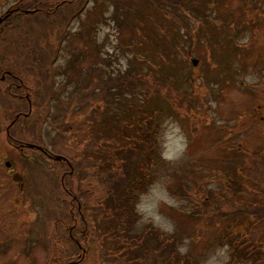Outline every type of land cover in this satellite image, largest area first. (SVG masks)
Instances as JSON below:
<instances>
[{"label": "rangeland", "instance_id": "374dc122", "mask_svg": "<svg viewBox=\"0 0 264 264\" xmlns=\"http://www.w3.org/2000/svg\"><path fill=\"white\" fill-rule=\"evenodd\" d=\"M16 1L0 0V14ZM122 1L129 9L119 0H24L0 21V264H46L50 247L53 264H100L97 247L111 249L112 242L105 236L96 247L98 240L81 237L86 236L83 218L88 223L94 215L86 214L77 195L87 199L86 208L101 204L104 191L91 161L103 145L120 139L118 128L134 131V122L124 123L127 108L130 117L161 108V162L138 202L140 227L151 223L177 233L182 252L198 264H227L230 248L220 238L228 220L201 213L194 194L204 195L201 185L225 190L227 177H234L248 189L241 202L232 203L235 228L245 232L251 221L248 228L264 243V219L255 222L241 207L253 202L251 189H264V173L253 164L256 147L264 148V0ZM195 36L199 41L193 43ZM193 57L200 59L197 66ZM4 70L33 88L30 120L35 122L24 128L38 146L16 150L10 144L6 116L13 119L14 101L5 91L12 77L4 80ZM138 70L154 84L167 80L184 92L180 108L172 106L179 97L170 100L158 85L121 94L117 85L107 84ZM124 96L137 107H129ZM21 118L11 131L29 142ZM39 139L72 158L78 173L47 154ZM6 159L23 174V189ZM246 165L249 173L241 171Z\"/></svg>", "mask_w": 264, "mask_h": 264}, {"label": "trees", "instance_id": "16d2710c", "mask_svg": "<svg viewBox=\"0 0 264 264\" xmlns=\"http://www.w3.org/2000/svg\"><path fill=\"white\" fill-rule=\"evenodd\" d=\"M152 1L155 2V0ZM119 2L125 9H129L122 0ZM112 3L119 7L117 3ZM126 11L128 12V10ZM122 24L126 25V23L120 25ZM203 31L207 30H200V34ZM198 41L199 37L195 36L193 43ZM137 57L144 60L143 57ZM191 78L195 80L193 76ZM107 84L117 85L121 89L118 90V93L123 94L124 90H127L132 94V92L148 88L154 83L147 74L138 70L135 73H124L116 80L110 79ZM154 85L156 87L158 85L165 91L170 100L176 96L179 97L180 101H172V106L179 107L183 103L185 93L175 89L170 81L162 79ZM124 99L129 100L127 96H124ZM127 103L129 107L133 106L134 108L138 104L135 100L131 104L129 101ZM160 109L156 110L155 108L150 113L145 110L144 114L130 117L128 112L130 108H127L124 113L125 117H123L124 123L128 127L134 122V131L130 132L123 127L118 128L120 139L114 143L103 145L101 154L91 161L97 167L96 180L101 184L104 193L99 197L101 204L88 206V208L81 205L87 210L88 216L94 215L93 221H89L88 224V220L83 219L84 228L86 224L87 228L84 232L86 236L83 234L81 237L92 240L93 243L98 240L96 247L102 243L105 236L111 240V249L97 247L100 264H198L191 255L182 252L180 235L175 232L166 233L162 228L151 223L142 227L138 224L142 217L138 209L139 199L142 193L148 191L149 185L155 177L154 170L161 162L157 140L159 129L157 116ZM256 149V160H253V164L256 163L257 173L259 171L264 173V148L256 147ZM241 171L249 173L250 168L248 165L242 166ZM83 177L79 174L78 179ZM225 183L226 189L222 191L201 185L200 189L204 195H199L200 191L195 192L196 204L203 214L217 213L220 217L218 222L228 220V227L226 225L227 229L220 238V243L226 244L230 248V258L227 264L237 261H251L254 264H260L261 260L264 261V243L260 240L259 232L256 229L248 228L251 226V221L245 222V232L236 229L234 224L237 220V213L233 208L235 203L233 205L232 203L234 201L241 202L248 189L244 183L234 177H227ZM251 190L254 192L253 202L248 207H241L244 211L252 213L256 222L264 219V189ZM85 202L87 203V199ZM196 204L193 205L194 208L197 207ZM224 206L226 209H222ZM228 206L230 208L227 210ZM81 215L83 216V214ZM79 249L81 250V248ZM52 250L50 247L49 264H53L56 258L55 252Z\"/></svg>", "mask_w": 264, "mask_h": 264}, {"label": "flooded vegetation", "instance_id": "af4514ba", "mask_svg": "<svg viewBox=\"0 0 264 264\" xmlns=\"http://www.w3.org/2000/svg\"><path fill=\"white\" fill-rule=\"evenodd\" d=\"M22 1L24 0H20V1H16L14 2L13 4L7 6L3 12L1 13L2 17L3 18L4 16H6L7 14H9L12 9L15 10L19 7V5L21 6L23 3ZM31 10H33L34 7H30ZM28 8V9H30ZM36 8V7H35ZM21 9V8H20ZM38 10H43V8H38ZM45 12H49V10H45ZM19 12V11H18ZM18 12H17V15H18ZM19 16V15H18ZM18 19V17H17ZM1 65V64H0ZM2 78L4 80L7 79L8 76H11V80L9 82L8 85H6L7 89H5V91H10V94L12 95V98L14 101L13 102V105L11 106V113H13V119H8L9 117L6 116V118L10 121L9 124H11V127L9 128V131L8 129L7 130V136H8V139L10 141V144L17 150H23L24 147H29L31 146V144H34L35 146H38L37 143L35 142V137L33 135V133H31V131L28 129V128H24V126L29 122V124H33L35 122V120L33 119V121L30 120V118H32V110H31V106H32V101H31V98H32V95H34V91H33V88H31L29 86V83L27 80H25L24 78H20L19 76H17L16 74H14L11 70H4L3 74H2ZM46 100H48V95H46ZM27 101L28 103V107H25L24 106V101ZM33 109V107H32ZM28 114V115H27ZM21 117H24V118H21ZM23 120H19V124L22 126L21 127V130L22 132H24V135L30 140L29 142L27 141H22L19 137L17 136H14L13 132L11 131V128L13 129V125L17 122V120L15 121V119H20ZM43 114H42V117L40 118V120L42 121L43 119ZM39 120V121H40ZM39 135V133H38ZM36 136V135H35ZM38 137V136H37ZM33 146V147H35ZM33 150V149H32ZM37 149H34L33 151H35ZM46 152V151H45ZM47 153V152H46ZM51 156V152H48ZM47 153V154H48ZM19 156V154H17ZM5 159V158H4ZM1 162H3V160ZM70 161H67V160H62L64 161L70 168V172L74 173L75 171L73 170L74 169V164L73 162L71 161V159H69ZM7 161H9L8 159L5 160V164L7 166ZM17 165H14L12 162H11V166H8V168L10 169V171L12 170V172H20L19 170L16 169ZM78 168V167H77ZM21 189L23 188L22 185H20Z\"/></svg>", "mask_w": 264, "mask_h": 264}, {"label": "water", "instance_id": "95a60500", "mask_svg": "<svg viewBox=\"0 0 264 264\" xmlns=\"http://www.w3.org/2000/svg\"><path fill=\"white\" fill-rule=\"evenodd\" d=\"M27 12H29L30 10H26ZM1 21V20H0ZM193 63L196 65L198 63V60L196 58H193L192 59ZM63 157L62 156H57V159H62ZM7 164L9 165V162H7ZM14 179L18 182H22L23 180V177L19 174V173H16L14 175Z\"/></svg>", "mask_w": 264, "mask_h": 264}]
</instances>
